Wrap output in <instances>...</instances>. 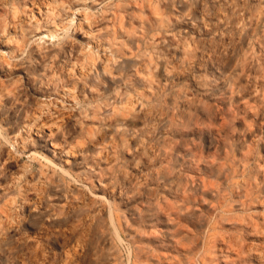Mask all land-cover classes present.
Wrapping results in <instances>:
<instances>
[{
  "label": "rangeland",
  "instance_id": "obj_1",
  "mask_svg": "<svg viewBox=\"0 0 264 264\" xmlns=\"http://www.w3.org/2000/svg\"><path fill=\"white\" fill-rule=\"evenodd\" d=\"M16 219L0 264H264V0H0Z\"/></svg>",
  "mask_w": 264,
  "mask_h": 264
},
{
  "label": "bare ground",
  "instance_id": "obj_2",
  "mask_svg": "<svg viewBox=\"0 0 264 264\" xmlns=\"http://www.w3.org/2000/svg\"><path fill=\"white\" fill-rule=\"evenodd\" d=\"M50 36L48 35V38H49ZM55 37H56V35H55ZM51 38H54V35L53 34H51ZM41 40H43V38H40ZM45 191V190H44ZM113 192V191H112ZM114 193V192H113ZM47 194V193H46ZM106 197V196H105ZM107 200V199H106ZM110 201V200H109ZM108 201V202H109ZM68 203V202H67ZM109 204H110V202H109ZM18 208V207H17ZM16 210V209H15ZM18 210V209H17ZM109 212H110V214H108V215H110L109 216V219H110V217L112 218L113 217V209H112V206H110V208H109ZM67 211H69V210H67ZM17 213H19V211L17 212ZM24 216V215H23ZM16 218H17V216H16ZM28 218V217H27ZM67 218V217H66ZM20 219V218H19ZM114 219V217L112 218V220ZM17 221H18V219H16ZM11 222V221H10ZM10 222H9V224H10ZM85 222V221H84ZM110 222H112V221H110ZM16 223H18V226H16V228L14 229L13 228V230H12V232L11 233H14V234H9V232L8 233H6V236H4L3 238H2V240L0 241V261L2 262V263H7L8 261H10L12 258H15V257H17L18 255H19V253H22V252H24V248L22 247V248H20V246L19 245H15V242H14V238H16L15 236V234H16V231H17V229H19L20 228V225H22V221H18V222H16ZM114 222H112V224H113ZM90 224V223H89ZM14 225V224H13ZM7 226V225H6ZM113 227H114V224L112 225ZM11 227V226H10ZM44 227V226H43ZM115 228H116V225H115ZM114 228V229H115ZM66 231V234H67V229H65ZM58 231H59V229H58ZM60 232H61V230H60ZM63 232V231H62ZM64 232V233H65ZM69 232V231H68ZM115 232H117V230L115 231ZM42 233V232H41ZM40 233V234H41ZM44 233V232H43ZM51 233V232H50ZM90 233V232H89ZM62 234V233H61ZM69 234V233H68ZM85 234H88L87 232L85 233ZM116 234V233H115ZM0 237H1V235H0ZM118 237H119V235H118ZM42 239H43V237L42 236H34V238H29V239H24V242L23 243H25V245H26V247H31V246H39L42 242ZM53 244L54 245H56V244H58V240L57 239H55V242H53ZM74 245V244H73ZM78 246H79V244H78ZM75 247V249H78L76 246H74ZM73 247V248H74ZM83 247V246H82ZM70 248V247H69ZM72 248V247H71ZM29 250V249H28ZM32 251V250H31ZM74 251V250H73ZM72 251V252H73ZM83 251V250H82ZM37 253V250H33L32 251V254H36ZM66 253H68V252H65V254L64 255H66ZM77 253V252H76ZM54 254H55V252H54ZM25 255H26V253H25ZM43 255V254H42ZM63 255V254H62ZM82 255V254H81ZM44 256V259H42L41 260V258L40 257H35L36 258V260H35V264H48V262H47V260H48V258L50 257V253H46L45 255H43ZM68 256H65V258H67ZM70 257H71V255H70ZM23 258H24V256H23ZM34 260V259H33ZM46 260V261H45ZM50 260V259H49ZM26 261H28L29 262V264H30V262H31V259H30V257H29V259H26V260H24V262H26ZM51 261V260H50ZM129 261H131V260H129ZM32 264V263H31ZM65 264V263H64Z\"/></svg>",
  "mask_w": 264,
  "mask_h": 264
}]
</instances>
